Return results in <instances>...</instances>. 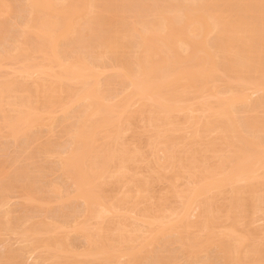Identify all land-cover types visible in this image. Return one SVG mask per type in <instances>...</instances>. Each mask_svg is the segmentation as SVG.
Wrapping results in <instances>:
<instances>
[{
	"label": "bare ground",
	"instance_id": "6f19581e",
	"mask_svg": "<svg viewBox=\"0 0 264 264\" xmlns=\"http://www.w3.org/2000/svg\"><path fill=\"white\" fill-rule=\"evenodd\" d=\"M66 1L60 5L53 0L25 1L31 19L24 24L27 25L29 31L31 28L32 31L28 35H31L30 37L34 38L36 43L31 38L35 46L29 45L31 44L29 39L27 41L29 44L24 43L26 33L23 32V36L20 35V39L23 37V42H21L28 45L24 47L25 45L21 43L22 45L18 46L19 48L23 46L20 52L17 49L14 50L18 52L16 57L25 56L30 50L34 54L42 55L44 52L41 54L40 51L45 47L48 52L44 50L46 52L43 61L48 66L52 65L48 68L53 67V63L59 57L56 50L58 43L62 39L66 41L65 39L71 38L70 34L76 22L87 17L90 19L91 10H94L93 0ZM153 1H155L154 7L151 12L148 10V15L135 13L137 18L131 26L129 25V30L127 27L126 31L118 37L111 38V35H108L107 37L110 38L99 43L102 48L108 49V52L112 51V54L113 51L116 53L119 49L133 50L131 62L128 60V65H126L127 61H125L122 65V76L119 74L128 79L130 90L119 102L110 106L102 104L101 91H99L101 88H98V83L95 82L92 73L90 74L88 69L90 66H86L82 57H78L62 68L61 65V72L54 75L45 73L44 70L40 71L41 69L37 71L38 65L33 66V68L37 67L34 70L40 76L45 75L46 78L39 77L31 88L24 84L26 87L20 88L25 89L24 94L27 93L25 99L22 98L23 96L20 97L24 100L21 99L22 101L18 102L16 98L18 103L15 100L12 103L10 101L6 103L11 107L14 116L9 117L2 113L0 122L4 123L2 125H5L10 136L14 137L25 135L30 127L37 125L36 122L42 118V115H50L56 107L64 109L65 100L68 102L82 100L86 103L87 111L84 117L85 122L81 123L82 126H77L75 132L73 131V148L68 155L65 153L66 158L60 160L66 179L69 178L75 186V197L81 199L85 205L84 220L80 223L76 222L71 227L72 231L85 236L84 250L79 254L70 253L71 251L66 249L70 246L67 245L68 243L65 244L66 238L62 237L60 240L53 236L55 225H49L48 228L43 227L48 238H38V232L31 228L23 232L22 236L27 240L31 239L30 243L35 242V247L47 249V255L54 260L53 262L58 259V262L52 264H115L122 259H127V264H138L141 258L149 253L146 249L152 246L158 236L161 237L171 232L178 233L179 240H181V254L187 264H194L190 259L196 260L200 252L198 249L211 246L219 249L222 260H224L223 264H264V240L254 244L255 237L251 238L255 235L254 233L238 230L239 226L237 228V225L244 222L248 215L252 216V214L261 212L258 218L263 220L260 231L264 238V145L260 139L243 132V126H241L243 124L237 121L234 113L235 105L243 99L242 94L244 93H241V85L244 84L243 82H249L248 73L250 72L249 75L253 72L259 74L264 70V63L258 51V46L264 44L262 41L264 39V0H240L242 4H245L243 12H248V14L251 12L250 15L244 13L240 15L232 11L231 4L236 3V0H151L150 2ZM5 6H3L4 11ZM253 7L254 9H251ZM83 22L81 23L84 24ZM210 33H214L218 40V43L215 42L218 45L216 49H213L207 42ZM113 34L115 35V32ZM17 43L20 44V40ZM40 47L43 49L40 50ZM220 56L225 60L228 71L237 78L238 84L234 85L235 88L230 86L229 97L224 99L214 97V102H209L208 98L213 95L212 82L218 70ZM30 61L28 60V64ZM31 66L30 69L34 74ZM24 70L21 69L20 72ZM71 80L77 83V89L73 88L76 90L65 84ZM11 82L9 81V84L14 85L13 81ZM20 83L19 85H23ZM260 85L261 87L256 85L255 88L257 90L264 88V84ZM8 87L5 83L0 84V113L3 108L2 103L8 94ZM32 99L37 100L36 104L41 102L40 109L43 111L40 109L37 110L38 112L34 111L31 104L36 101L32 102ZM133 102L139 103L140 106L130 111L129 107H132L130 104ZM192 110L209 112V115L204 118L192 117L189 113ZM137 122L144 124L143 127L140 125V128H145L143 130L148 134L143 143L148 149V154L153 156L158 150L163 152V162L168 167H165L166 171H163L165 168L161 169V172L154 171L153 169L156 168L152 169V163H146L145 168L156 175L150 174L155 176L153 178L156 181L159 178L162 181V174L168 173L169 169V176L166 174L164 178H167L170 185L164 179L162 182L169 185L167 192L154 198L155 203L146 208L143 207L144 215L141 218L147 221L143 220L146 224L139 222L148 225V235L125 237L122 230L116 229L117 227L111 228L110 223H106L107 226L109 225L107 228L106 224L105 227L102 226L106 230H104L105 233L100 234L102 227L91 230L87 223L95 218L100 220L101 217L110 215L111 206L107 202L108 196L105 195V189L112 190L116 184L121 183L124 175L133 170L131 166L138 163L141 158L140 151L135 149L136 145L140 144V140L133 149H129L126 146L128 143L125 144L122 141V134L130 131ZM247 122H245L246 125L251 129L260 127L262 130L264 126L263 117ZM121 124L125 126L123 131H120L118 127ZM201 126L202 131L199 130ZM108 127L112 130L107 129ZM102 129H104L103 132L100 131ZM113 130L115 132L112 133ZM209 131L215 136L204 142L195 141ZM100 134L103 136L100 137V144H98ZM184 135L193 141L185 150L182 149L181 156H177L174 144L179 142ZM144 154L147 155L146 151ZM129 174L127 176H130ZM136 176L138 177L132 173L125 184H134L137 191L135 193H138L139 198L144 200L153 198L155 194L150 186L157 184L158 181L155 183V179L151 178V183L150 178L147 177L141 179L138 177L140 180H134ZM184 176L189 185L178 189L175 186L176 181ZM107 179L113 181L101 182ZM170 198L180 200L179 206H176L178 208H170L168 205ZM26 200L35 201L34 198L29 197H26ZM192 209L198 211V214L196 213L194 221L189 222ZM169 216L173 220L166 222ZM5 224H1L2 230L5 229ZM7 228H9V223ZM187 228H193L196 232L184 236ZM117 232L118 236H113ZM65 235L64 237H67ZM82 257L86 263L81 261ZM136 257L137 261L132 260ZM160 264L177 263L170 259Z\"/></svg>",
	"mask_w": 264,
	"mask_h": 264
},
{
	"label": "rangeland",
	"instance_id": "374dc122",
	"mask_svg": "<svg viewBox=\"0 0 264 264\" xmlns=\"http://www.w3.org/2000/svg\"><path fill=\"white\" fill-rule=\"evenodd\" d=\"M25 1L26 0H0V4H1L0 5L1 6L0 7V81H1L0 84L3 85L5 83L9 86L7 91L8 94H6V100H4V103H2L3 108H1L2 112L0 113V117L2 113L3 114L5 113L6 116L9 115V117H11V115L14 116V112H12L11 107L6 103L8 101L12 103V101L14 102V100L16 103H18L19 101H22L27 97L26 96L27 93L24 94L26 92L24 91L25 89L21 90L20 88L22 87L25 88L26 87L25 85H28L31 88L33 87L32 84L36 82L39 77L46 78L45 75L40 76L39 73L36 72V70L38 71L41 69L40 71L44 70L45 73L54 75L55 73H60L61 68L64 65L69 64L68 62L78 57L79 58L82 57V60L85 61L86 66L88 67L90 66L88 68L90 74L92 73V75L94 76L95 82L98 83V88L99 89L101 88V90L99 91H101L100 96L103 97V98L101 97V99H102V104L104 106H110L119 102L129 92L130 90L129 81L127 78L121 77L122 76L121 73L123 71L122 65H124L125 61H127L126 65H128V62L132 60L133 50L119 49L116 50L117 54L115 53V51H113L112 54V51L108 52V49L102 48L101 44L99 43L104 42L110 37L112 38L114 36L116 37H118V35L120 36L122 32L126 31L125 29H127V27H128L127 30H129L130 28L129 25L131 26L133 21H135L137 18L135 13H140V15L143 16L148 15L149 14L148 10L151 12V10L154 7L155 1L151 3L150 2L151 0H127V1L126 0H93L92 4L94 10H91L92 15L90 14L89 16L90 19H88L87 17L86 19L85 18L82 19V21L78 20L80 23L76 22L75 24L76 28L74 27L73 32L70 34V36L72 35L71 38L68 36L69 37L68 40L65 39L66 41H64V39H62L58 43L56 50L59 53L58 54L59 57L58 60L53 63V67L51 69L48 67H51L52 65L48 66L46 62L43 61L45 52L48 50L45 47H43L44 49L40 47V50L43 49L42 51H40L41 54L44 52L42 55H40L39 53L34 54L33 51L30 50L29 51L30 54L29 53L26 54L25 55L26 57L24 55L22 56L20 53L19 55H21L22 57L21 56L16 57V54L20 52V49L23 47L22 46L21 48H19L18 46L22 44L25 45L24 43L29 44L30 42L31 44L29 45L33 47L35 46L33 42L36 41L33 40L34 38L30 37L31 35H28V33L32 31L31 28L29 31L27 25L24 24L28 22V19H31V15L29 14L30 11ZM53 1L58 5L63 4L64 1L65 3L67 2L66 0H53ZM239 2L240 0L238 1V3L236 0V3L234 2L235 4L234 3L231 4V7L233 6L231 8L232 11H234V13H240V15H244V14L250 15L251 12H249L250 14H248V12H243L245 11V4ZM6 4L7 6H5ZM3 6L6 7L5 11ZM94 6H96V8H94ZM239 8L241 9L239 10ZM135 9L136 10L138 9V11H136ZM251 9H254V7ZM252 11H256V10H252ZM145 12L148 13L145 14ZM254 17L256 18V13ZM259 21L260 20L258 19V22ZM81 22H83L84 24H82ZM88 22L90 24H88ZM86 25H88L89 27L87 26V28H85ZM95 25L98 28H96ZM90 28L93 29L90 30ZM23 32L26 33L25 39H27V40L24 39V43H22L23 37L22 39H20V35H22ZM108 32L110 34H108ZM114 32L115 35L113 34ZM116 32H118L119 34L118 33L116 34ZM99 33L102 35H100ZM108 35L111 36L107 37ZM27 36H29V38H27ZM215 37L216 35L213 33L208 36L209 40H207L208 44H210L213 49H216L218 46L216 44L218 43V40ZM30 38L33 40V42ZM101 38L103 41L100 40ZM28 39L29 42H27ZM17 40L18 41L20 40V44L17 43L18 42ZM262 41L264 43V39H262ZM98 44L100 45V48ZM27 45H25L24 47H27ZM261 45L262 46L260 45L258 46V51L264 63V44ZM15 49H17L18 52L17 51L14 52ZM104 49L107 50L106 51L107 55ZM12 53L15 54L13 55ZM24 60L27 62H25ZM28 60H31L29 64H28ZM41 63H43V65ZM39 64H41L42 66ZM26 65L27 67L29 66L28 69H25L27 68L25 67ZM36 65H38L37 66L38 68L36 67L37 68L36 69L34 67L36 69L34 70L33 66ZM30 66L34 70L35 72L34 74H32L33 71L30 69ZM21 69L22 70L25 69V70L20 72ZM25 71L27 73H23ZM249 73L248 76L246 75L247 80L249 79L248 80L249 82L247 83L243 82L244 84L241 83L242 84L241 93L244 94H242L243 99L235 105L234 108V113L236 114L235 118L240 124H243L241 125L243 126L242 127L243 132L248 133L249 135L260 139L264 145V126L261 125L263 126L262 130L260 127H252L251 129V127H248L245 123L246 121L251 122L252 120H257L260 118L262 119V117L264 119V92H263L264 88L258 90L255 88L256 85L257 87H261V85L259 86V84H264V78H263L264 70L261 71V73L259 74L258 73L256 74L254 72L253 74L251 71V73L253 74V75L250 74L251 76L249 75ZM8 80L10 82L13 81L14 85H11L12 82L11 84H9ZM213 81H214L212 82L213 95L208 98L209 102H214L215 98L224 99L225 97L226 98L229 97L230 94L228 91L231 88H235V86L238 84L237 78L235 77V75L231 74L230 71H228L226 62L225 60L222 59L221 56L219 60L218 70L216 71V75ZM19 83L23 85H19ZM249 83H251L250 84L251 86L249 85ZM65 84L72 89L73 88L77 89L78 87L77 83L74 80H71L70 82L67 81ZM11 86L13 87L12 91H11L12 88ZM230 86L232 87L230 88ZM14 87L16 90L14 89ZM16 98L18 99V102L16 101L17 100ZM34 101L36 102L31 104V106H33L34 111L36 110V112H38L39 109L41 108L40 106L41 102L39 104H36L37 100L32 99V102ZM64 102H65L64 109L63 108L61 109L60 107H56L55 109L52 110L53 113H51L50 115L48 116L42 115L41 118L42 121L41 119L37 121L36 122L37 125L35 124L34 125L35 127L32 126L33 128L30 127V129L27 131L25 135H18L15 137L11 135L12 136L11 137L10 134L8 133L9 131L5 129V125H2L4 123L0 122V225L6 223L5 224L6 227L4 226L5 229L2 230V225L0 226L1 228L0 229V264H52L58 262V259H56V261L53 262L54 260L48 257L47 249L45 248L43 249L42 247H37V246L35 247L34 245L35 242L32 241L33 244H31L32 242L31 243L29 242L31 240L30 238H29L30 240H27L22 236L23 232H25L27 229L29 230L30 228L31 230L34 229L35 231L38 232L37 234L38 238L44 239V238H48V236L44 232L45 231L44 228H48L49 225L50 226L55 225L54 231L56 232L57 230V232L56 233L54 232L53 236H55L57 239L59 238L60 240H62L61 239L62 237L63 239L66 238L65 244L68 243L67 245L68 246L70 245L69 248L66 249L71 251L70 253L72 254L81 253L84 250V247L86 246L85 236H83V234L81 235L80 233L74 232L71 229V227L76 222L80 223L84 220L85 205H83L84 202L81 199L79 200V198L75 197L74 195L75 186L74 184H72L73 182L69 178L66 179L67 177L65 176L64 171L61 169V165H60L61 162L60 160L66 158L70 150L73 148L72 137L74 135L77 126L79 125L82 126L81 123L85 122L84 117L87 115V111L85 109L86 103L82 100L80 101L73 100V102H68L67 100H65ZM130 106H132L129 107L131 111V110H136L140 106V104L139 103L135 104V102H133L132 104H130ZM193 109L195 110L196 108L194 107ZM40 111L43 110L40 109ZM189 113L192 117L196 116L198 118H204L209 115V112H204L201 110L198 111L192 110V112L190 111ZM137 123H135L136 126L135 124L132 126L133 128H131L130 131H125L122 134V141L125 144L128 143L126 146L129 149H133V147L135 148V145L139 143L140 140V144L136 145L135 149L140 151L141 158L138 161V163H134L133 164L134 166H131V169L133 170L129 172L130 174L126 173L124 175L125 177L122 178L121 180L122 182L120 181L121 183L116 184L117 186L115 185L112 190L107 191L108 188L105 189L106 190L105 195L108 196L107 202L109 203V206H111V208H109V210L111 209L109 213L110 215L107 214L108 216L106 215L104 217H101L100 220L98 218L90 220L87 223V225H89L88 228H90L91 230L92 229L95 230L99 227L101 229L102 226L103 227L106 226L107 228L109 226V225L107 226V224L110 223L111 228L114 229L117 227L116 229L119 228L120 230H122L125 237L127 236L129 238L133 236L144 237L148 235V225L142 224L145 223L143 221L145 218L144 217H143L144 219L141 218L142 215H144L143 210L148 205L155 203L156 199L154 198H158L162 194H165L167 192L166 189L169 188L167 186H169L170 183L166 180L167 178H164L166 174H168L167 176H169V171H170L169 169L167 170L168 173L165 172L166 173L165 175L162 174L163 177L159 173L163 179L162 181H164L165 179L169 183V185H167L166 182L160 181L161 178H159L157 182L156 179L153 178L156 175L145 168L148 163H152L153 166L152 169L156 168L153 169L154 171L156 170L160 171L161 169L168 167L164 165L163 152L158 150V152L153 154V156H150L148 154L147 152L148 149L143 144L148 134H146L147 132L143 130L145 128L142 129L140 128V125L141 127H143L144 124L142 122H137ZM110 127H108L107 129L110 130L111 129ZM118 127H120L119 128L120 131H123V128L125 129V126L122 124L118 125ZM199 130L201 131L203 130L202 126L199 128ZM6 131L9 135H7ZM100 131L103 132L104 129ZM111 132L113 133L115 132V130ZM102 136L103 135L101 134L98 136V144H100V139L102 138ZM176 136H180V135H176ZM214 136L215 134H212L209 131L205 136L202 135L201 136L202 138L196 139L195 141L204 142ZM192 141L193 139L187 138V135L182 136L180 141L174 144L175 154L177 156L178 155L181 156L182 149L185 150L188 146H190ZM145 151L147 155L144 154ZM179 152L181 154H179ZM161 163L163 164L161 165ZM166 168L163 171H166ZM132 173L138 175L140 179L144 177L150 178L149 179L150 182H151V178L155 179L154 181L155 183L157 182V184L153 183L155 185L150 186L152 188L153 194H155L153 195L154 196L153 198L151 199L146 198V200L139 198L140 196L139 195H138L139 197L137 196L138 193L137 194L135 193L137 192L135 185L131 183L128 185L125 184L126 180L131 176ZM151 173L154 174L155 176L150 175ZM128 174L130 176H127ZM138 177L136 176L134 180H140ZM110 180L112 179L102 180L101 182L103 181L109 182ZM186 181L187 179L184 176L183 178L176 181L175 186L178 189H182L185 186L187 187L189 184ZM116 187L118 189H116ZM24 194L26 197H29L31 199L34 198L35 201L34 200L30 202L27 201L26 197L25 196L23 197ZM179 202L180 200L178 198H172V199L170 198L168 205L170 206V208L172 207L178 208L176 206H179L178 205ZM197 212L198 211H195V209L191 210L188 219L189 222L195 220L194 217H196V215L198 214ZM250 216L248 215L246 220H244V222L243 221L240 222L237 225V228L239 226L240 228L238 230L241 229L242 231L245 230L244 232L250 231L254 233L256 236L254 235L253 237H251V238L255 237L254 238L255 240H253L255 241L254 244L263 242L264 238L261 236V231H260L263 226V220L261 221V218H258L261 216V212L255 215L252 214L251 217ZM140 218L142 220H140ZM171 220H173V218L169 216L166 219V222ZM139 221H141L142 223ZM7 222L9 223V228H7L8 226ZM56 226L57 228H55ZM59 226L60 228H58ZM106 228L101 229L100 234L105 233L104 230H106ZM118 232L120 231L118 230ZM118 232L115 233L116 235L113 234V236L115 237L118 236L117 235ZM193 232H196L193 228H187V231L184 233V236H187L188 234H191ZM57 233H59V235ZM64 233L67 235V237H64L65 235ZM159 237L160 236H158V238L153 242L150 248L146 249V251H149L148 253L149 255L146 254L145 257H142L141 258L142 260H140V263L138 264H160V263H166L170 259L174 260L175 263L177 264H187L185 258L181 254V240H179V235L177 232L166 233L160 238ZM201 249H198V251L200 250V252H198L196 256V260L190 259L191 262H193L194 264H204V262L206 264H223L224 260H222V255L219 252V249L216 248V246H211L209 248H204L202 250ZM132 260L137 261L138 258L136 257L135 259ZM81 261L86 263L83 257L81 258ZM88 261H90V259H88ZM115 264H127V259H122L120 261H117Z\"/></svg>",
	"mask_w": 264,
	"mask_h": 264
}]
</instances>
